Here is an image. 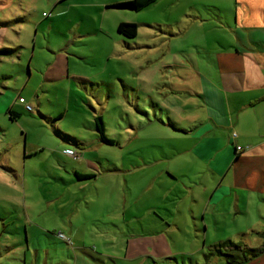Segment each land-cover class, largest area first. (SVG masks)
<instances>
[{"label":"rangeland","instance_id":"obj_1","mask_svg":"<svg viewBox=\"0 0 264 264\" xmlns=\"http://www.w3.org/2000/svg\"><path fill=\"white\" fill-rule=\"evenodd\" d=\"M128 1L8 0L1 8L0 43L9 50L0 61V264H224L210 247L239 241L173 235L175 201L163 197L183 182L167 171L192 169L178 155L189 143L173 131L192 115L171 91L173 72L203 69L206 51L235 42L224 30L234 26V0L117 7ZM120 23L135 24L136 36L119 34ZM58 53L63 66L46 78ZM93 116L114 145L83 152L58 135L90 144ZM74 170L89 179L77 181ZM155 204L157 217L148 214Z\"/></svg>","mask_w":264,"mask_h":264},{"label":"crops","instance_id":"obj_2","mask_svg":"<svg viewBox=\"0 0 264 264\" xmlns=\"http://www.w3.org/2000/svg\"><path fill=\"white\" fill-rule=\"evenodd\" d=\"M7 1L0 0L1 12ZM234 3V26L228 24L224 30L235 42L206 51L203 69L173 72L171 91L178 95L181 109L192 113L180 121L183 128L173 127V131L188 141V149L178 155L188 156L192 169H179L178 175L167 171L171 181L183 182L163 192L165 199L172 195L175 201L170 212L173 235H238V242L229 240L210 247L209 257L215 255L217 261L222 259L214 249L225 242L246 248L264 247V237L258 236L264 233V0ZM3 47L0 43V50ZM16 48L21 59L23 47ZM1 57L5 55L0 54V61ZM32 58L31 54L29 60ZM62 60L63 53H58L46 78L52 77L58 65L63 66ZM89 125L90 144L67 138L59 131L58 135L63 142L78 144L85 152L94 142L103 143L96 131L95 116ZM73 173L75 178V173L87 176L77 170ZM86 179L89 176L76 180ZM159 207L151 206L148 214L157 217L155 209ZM177 216L183 221L189 219L191 231L181 226ZM157 245L162 247L163 243ZM166 248L169 249L167 244ZM158 249L168 253L164 246ZM232 264H264V254L247 263Z\"/></svg>","mask_w":264,"mask_h":264},{"label":"trees","instance_id":"obj_3","mask_svg":"<svg viewBox=\"0 0 264 264\" xmlns=\"http://www.w3.org/2000/svg\"><path fill=\"white\" fill-rule=\"evenodd\" d=\"M156 0H130L126 3L118 4L117 7L120 8H129L135 11H140L143 8L151 5ZM117 32L126 38H134L137 34V26L130 23H120L117 26ZM9 49H3L0 51V54L6 55ZM22 105V104H21ZM28 111V110H27ZM9 118L11 120H16L19 117L17 112H14L12 109H8ZM30 112V111H28ZM60 118V116L58 117ZM95 126L100 140L106 145H114V141L108 139L105 135L103 122L101 117H95ZM78 146V144L76 145ZM76 179H84L88 176H80L76 174ZM264 237V233L258 235ZM214 252L223 256L224 260L228 264L232 263H247L251 260L258 258L260 255L264 254V247L258 248H246L241 244H234L232 242H225L219 244L215 247Z\"/></svg>","mask_w":264,"mask_h":264},{"label":"built area","instance_id":"obj_4","mask_svg":"<svg viewBox=\"0 0 264 264\" xmlns=\"http://www.w3.org/2000/svg\"><path fill=\"white\" fill-rule=\"evenodd\" d=\"M17 101H18L19 104H24L26 110H28V111H32V107H31L30 105L26 104V102H25V100H24L23 98H18ZM238 149H240V148H238ZM63 153H64L66 156H71V157H73L75 152H74L72 149H65V150L63 151ZM74 157H75V156H74ZM60 237H62V235H60Z\"/></svg>","mask_w":264,"mask_h":264}]
</instances>
